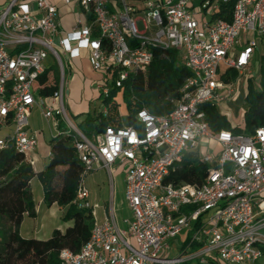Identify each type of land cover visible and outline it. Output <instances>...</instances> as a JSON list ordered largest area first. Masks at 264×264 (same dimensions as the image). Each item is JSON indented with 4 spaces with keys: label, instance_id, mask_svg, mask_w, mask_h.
<instances>
[{
    "label": "built area",
    "instance_id": "obj_1",
    "mask_svg": "<svg viewBox=\"0 0 264 264\" xmlns=\"http://www.w3.org/2000/svg\"><path fill=\"white\" fill-rule=\"evenodd\" d=\"M129 1L7 0L0 8V131L7 130L0 150L12 147L33 165L27 154L37 143L29 127L35 107L47 121L54 118L56 127L59 117L65 119L66 132L76 136L83 176L73 203L91 215L93 226L78 252L60 251V264H264V127L249 134L213 133L200 109L233 100L241 80L245 88L252 84L264 57L256 52L257 38L264 45V0H141L140 8ZM57 3L79 5L92 23L62 31ZM225 5H231L229 20L218 15L228 10ZM81 50L94 71L105 70V84H95L105 97L129 75L144 73L155 50L173 53L190 76L169 114L141 109L135 126L106 127L89 137L66 117L63 102L65 65ZM49 59L57 63L60 80L52 95L42 98L36 86L50 70ZM186 153L207 165L205 181L166 183ZM116 165L124 167L131 214L125 229L111 204L103 222H96L97 207L83 185L95 168L112 180ZM183 234L186 241L177 246ZM176 248L179 253L171 257Z\"/></svg>",
    "mask_w": 264,
    "mask_h": 264
},
{
    "label": "trees",
    "instance_id": "obj_2",
    "mask_svg": "<svg viewBox=\"0 0 264 264\" xmlns=\"http://www.w3.org/2000/svg\"><path fill=\"white\" fill-rule=\"evenodd\" d=\"M226 7L228 10L225 13L222 10L218 15L225 14V20H229L231 5ZM189 76L188 70L173 53L155 50L154 60L144 73L131 74L121 87L113 85L109 89V95L102 102L107 114L101 111L92 118L86 117L79 122V130L89 136L106 127H122L119 105L112 99L118 90H121L126 102L128 126L136 125L135 115L141 109L157 116L167 115L179 99L180 89ZM229 78L235 80L236 73L231 72ZM57 79L51 71L39 78L36 88L42 98L50 97L56 90ZM225 80L228 81V78ZM261 87V90L255 91L250 82L247 85L244 99L248 107L243 115V130L231 127L214 105L201 106L210 131L231 130L249 134L257 127H264V72ZM61 129L58 121L57 131L48 144L50 159L40 172H35L26 158L12 147L0 150V264H60V251L66 249L76 253L90 239L93 226L91 215L73 203L83 176L74 150L76 136ZM207 172V165L200 163L195 153H186L165 182L175 186L201 185ZM35 177L42 187L43 204L46 207L57 204L63 210V218L72 221L70 227L63 232L54 230L46 240L22 239L19 235L23 215L30 218L36 215L30 190V182ZM59 179L64 180L63 191L55 188Z\"/></svg>",
    "mask_w": 264,
    "mask_h": 264
},
{
    "label": "rangeland",
    "instance_id": "obj_3",
    "mask_svg": "<svg viewBox=\"0 0 264 264\" xmlns=\"http://www.w3.org/2000/svg\"><path fill=\"white\" fill-rule=\"evenodd\" d=\"M138 30H142L143 26L140 21L137 22ZM258 47L256 52L259 56H264V45H262L261 40L257 38ZM63 63H66L64 57H62ZM50 61V59H49ZM49 71L55 74V77L60 80V76H58V66L57 63L48 62ZM75 66L69 61L65 65V83L68 81L69 71H74ZM264 68V57L259 59L256 63V71L252 75V86L255 91L261 90V78L262 75L259 73V70ZM105 74V70H103V75ZM101 82V83H99ZM97 83V82H96ZM95 83V84H96ZM98 84H105L104 81H98ZM111 84V80L108 81V85ZM83 89V88H82ZM245 85L244 81L241 80L239 91L234 96L233 100L225 101L222 104H219L217 107L221 114L226 118V120L230 123L231 126L234 127H242L244 128L243 115L247 110L248 104L244 99L245 96ZM222 96L225 94L224 92L220 93ZM84 95L86 104L88 106V113L84 115V118L89 117L92 118L93 115H97L102 110V102L104 100V95H100L99 90L95 87L90 88L89 83L85 85ZM119 105V114L122 120L124 121L127 116L126 102L122 98L121 90L117 91L112 98ZM66 95L64 96V107L65 114L69 121L79 129V117H73L66 106ZM40 110L38 108H34L32 111V115L29 118L30 127L39 132L37 135V149L31 154H27V158H32L35 160V157L38 159V162L34 166L35 170H40L45 167L48 161V152H49V141L51 136L54 133L53 123L56 121L52 118L49 121H46L41 115ZM57 120L60 121V125L65 128V119L61 120L59 117ZM12 128L10 127L9 130ZM7 131V130H6ZM4 130L0 131V137H3L5 132ZM91 135H89L90 137ZM113 178L109 179L107 171L104 169H96L90 173H88L83 179V185L87 189L90 194V202L93 207H97L96 213L99 215L102 213L105 207H108L110 199H112L114 203L116 217L122 216L125 214V205L123 200V167L122 168H114L112 172ZM55 188L58 191H63L64 189V180L59 179ZM30 190L33 196L34 204L37 206L38 217L36 220H32L31 218L26 217V214L23 215L25 218L21 227L19 228V233L25 239L30 238H38V239H47L50 237L52 230H62L68 227L71 224V220H65L63 218V210L55 204V206L48 212L46 206L42 205L43 199V191L40 185L39 180L35 177L30 182ZM187 236L186 235H178L176 238V245H182L185 243ZM179 253V248H176L172 251L171 257L175 256Z\"/></svg>",
    "mask_w": 264,
    "mask_h": 264
},
{
    "label": "crops",
    "instance_id": "obj_4",
    "mask_svg": "<svg viewBox=\"0 0 264 264\" xmlns=\"http://www.w3.org/2000/svg\"><path fill=\"white\" fill-rule=\"evenodd\" d=\"M28 1L33 2L35 0H28ZM6 2H7V0H0V8ZM129 2H130L131 5H134V6L138 7V8L141 7V0H130ZM57 8H58V16H59L60 27H61V30L64 31V32L70 31L71 28H73L78 22H81L82 25H90L92 23V20H93L92 16L89 13L84 12L81 9V7L79 5H77V4H70V5L66 6V5H62L60 3H57ZM110 8H112V7H110ZM89 17H91L92 20H90ZM70 62L72 63V65L75 66V68H74L73 72L69 71L68 81L66 82V85H65V88H64V93H63V102H64V96L66 95L65 103H66V106L69 109L71 115L73 117H79L78 118L79 121H82L83 119H85L84 115L88 113V106L86 104L85 95H84L85 85L88 82L89 83V87L91 89L94 88L95 87V83L100 81L103 78V71H94L91 68V64H90V61H89V58H88V54H87V51H85V50H81L79 57L72 59ZM33 109H32V111H33ZM32 111H31V113L29 115V118L32 115ZM40 115L42 116L41 112H40ZM126 118H127V116L125 117L124 121L121 118L122 124L127 123ZM29 127H30V123H29ZM53 128H54V133L51 136V138L55 135V133L57 131V127L54 125V123H53ZM30 129L33 132H36V134L39 133V132L33 130L31 127H30ZM62 129H65V128L62 127ZM36 141H37V135H36ZM36 149H37V143H36ZM49 159H50V157H49V152H48V161H49ZM31 160L33 161L32 167H33V170L35 172H40V171L44 170L46 168L47 164H48V161H47V164L45 165L44 168H42L40 170H35L34 166L38 162V159L35 157V160H33L32 158H31ZM122 167H123L122 165H116L115 166V168H122ZM123 169H124V167H123ZM123 183H124V178H123ZM123 200H124V188H123ZM89 202H90V194H89ZM41 204L44 205L43 202ZM90 204L92 205L91 202H90ZM110 204L113 207L114 216L116 218V221H117L119 227L121 229H125L126 225L123 223V221L125 219H130L131 218V214H130V211H129L128 207H127V204H126L125 200H124L125 214L122 215V216H119V217H116L114 203H113L112 199H110V201H109V205ZM54 206H55V204H53L50 207H46L48 209V212H49V209L51 210ZM96 209H95L96 222L98 224H100L104 220V214H106L108 212V207H105L100 215L98 213H96ZM35 212H36V215H35L34 218H31L32 220H36L37 217H38L37 206H35ZM26 217L23 218L22 223L24 222ZM28 218H30V217H28ZM22 223H21V225H22ZM21 225H20V227H21ZM71 225H72V222H71V224L68 227H70ZM68 227H66L65 229H67ZM52 231H54V230H52ZM60 231L62 232V230H60ZM51 234H52V232H51ZM19 235H20V237L22 239H25V238H23L21 236L20 233H19ZM30 239L42 240V239H38V238H30ZM43 240H46V239H43Z\"/></svg>",
    "mask_w": 264,
    "mask_h": 264
}]
</instances>
